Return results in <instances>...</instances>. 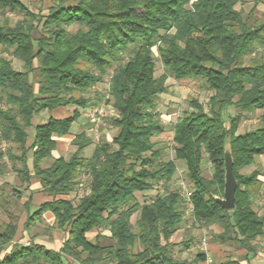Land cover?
Segmentation results:
<instances>
[{"label":"trees","instance_id":"1","mask_svg":"<svg viewBox=\"0 0 264 264\" xmlns=\"http://www.w3.org/2000/svg\"><path fill=\"white\" fill-rule=\"evenodd\" d=\"M241 1L51 0L46 14L35 15L24 0H0L1 13L25 16L14 27L0 26V45L13 48V56L26 70L16 71L10 60L0 57V174L7 158L23 183L36 179L43 194L52 198L28 212L24 225L28 243H14L17 223L3 226L0 264L206 260L204 253L192 261L173 254L176 245L171 238L186 220L185 198L170 191L178 167L174 161H160L154 141L165 131L156 109L170 77L201 79L213 92L208 108L196 99L189 101L192 110L177 119L171 146L175 159L186 166L195 223L219 226L222 232L216 241L221 244L237 242L252 249V242L264 232V217L253 208L261 172L243 170L264 156V114L257 128L239 130L248 114L264 111V22L252 23V14L244 17L237 9ZM75 25L79 29L72 32ZM157 58L165 71L161 77H156ZM114 63L119 66L111 76L108 102L117 114L111 120L116 135L97 144L92 157L86 158L92 140L82 133L73 140L76 149L68 160L55 158L56 138L70 134L80 112L74 110L62 120L50 117L36 126L34 118L59 108H87L90 100L84 94ZM226 141L238 182L232 211L215 201L224 196ZM205 160L213 167L211 177L204 174ZM84 175L90 178L88 195L76 203L60 198L70 195ZM162 182L167 194L142 206L137 202V194L152 192ZM46 212H52L53 227L66 236L59 250L35 242L34 228ZM94 231L98 235L89 238ZM104 231L111 233L109 245L104 244ZM215 264L240 262L226 258Z\"/></svg>","mask_w":264,"mask_h":264},{"label":"rangeland","instance_id":"2","mask_svg":"<svg viewBox=\"0 0 264 264\" xmlns=\"http://www.w3.org/2000/svg\"><path fill=\"white\" fill-rule=\"evenodd\" d=\"M23 4L32 14H46L48 8L51 6V0H24ZM237 9L243 13L244 17L252 14V23L264 22V5L262 4L255 5L253 0H242L237 6ZM24 18V14L20 12H0V26L8 24L9 26L14 27L15 24L24 21ZM78 29L79 26L75 25L71 27L70 30L75 32ZM13 51V48H7L0 45V57L10 60L12 62L13 68L16 71L25 72L26 70L24 68L23 62L13 56ZM154 51L157 54L156 50ZM118 66L119 63H114L108 69L107 75L102 79V81L89 90L86 94H84V96L88 97L90 100L87 108H76L71 106L54 113L55 117H64L67 114H71L74 110H78L80 112L82 118L78 123L76 122L73 125L70 136L75 137L84 133L86 137L92 140V144L85 151L86 158H91L97 144L102 142H110L117 133V128L111 123V120L116 117V111L112 106L111 101L108 102V100H111L109 96L111 76ZM164 72V67L161 61L157 58L156 77H161ZM166 84L168 87L167 92L159 96L156 109V113L158 114L165 131L163 134L157 136L154 141L157 144V149H159L161 152L160 161H174L178 167L177 173L170 182V191L182 193V182L188 187L190 184L188 183L185 164L175 159V152L171 147L174 135V126L177 119L181 117L184 112L192 110L189 104L190 100L196 99L205 108H208L209 100L213 95V92L209 90L208 86L201 79L177 81L170 77L168 78ZM100 98L102 99L100 100ZM96 108H102L104 110V115H94L93 111ZM230 112L231 114H234L233 110ZM263 114L264 111H257L248 114L246 120L242 123L239 132L244 133L250 129L257 128L260 124L259 118ZM51 116L52 113L44 112L42 115H40V117L37 118V123H45ZM89 119H94V123H89ZM28 132L30 136H33V129L28 130ZM2 148L3 151L6 152L8 146L3 144ZM75 149L76 148L72 142H66L60 153L57 155L68 160L75 152ZM5 162L7 163V167L5 168L4 173L0 174V203H4L3 206L0 207V230L3 229L2 226H5V223L7 222H15L20 224V219L26 213L24 201L29 200V196L31 195V190L28 189L29 184L23 183L21 181L20 176L13 168V165L8 162L7 158H5ZM263 164L264 162L262 163L264 168ZM203 165L204 174L207 177H211L213 174L212 165L207 160L204 161ZM18 167H20V164ZM252 170L253 168L246 169V171ZM79 182L80 183L78 186L70 195L60 198H65L76 203L79 199L88 195L90 193V178L87 175H84L80 178ZM38 191L39 192H36V196L42 201L45 202L52 199L51 197L43 194L42 188L40 186ZM167 193L168 192L164 189L162 182L155 187L154 191L145 194H137L136 198L137 202L142 206L151 202L157 195H165ZM183 209H185L186 214L189 213L186 205H183ZM136 219L137 215L133 217V223L136 222ZM33 234L37 235L36 240L38 242L53 248L59 246V242H55V240L63 236L62 231L55 227H51L49 220L45 219V217H43V219L36 224ZM105 234H109V232L106 231ZM95 235V232L92 233L91 239H94ZM195 243L196 242L192 244L193 247ZM104 244H110V241L104 240ZM186 250L184 252H186ZM184 252L183 247L181 246L173 249L174 256L180 260H183V258H187V260H193L197 254L194 248L189 253L183 254Z\"/></svg>","mask_w":264,"mask_h":264},{"label":"crops","instance_id":"3","mask_svg":"<svg viewBox=\"0 0 264 264\" xmlns=\"http://www.w3.org/2000/svg\"><path fill=\"white\" fill-rule=\"evenodd\" d=\"M262 5H264V4H262ZM61 109H65V108H59V109H56V110L50 112V113H52L51 117H53L54 119L62 120L68 116H71L73 113L72 112L71 114H67L64 117H55L54 113L58 112ZM116 116H117V114H116ZM79 120H78V122H79ZM88 121H89V123H92V124L94 123L93 119H91V120L89 119ZM37 124H39V123H37V118H34L33 125L36 126ZM75 137H71L69 134V135H66V136L61 137V138H56L57 147H56V150L53 152V156L55 158H61L62 156H58L57 154L60 153L62 147L64 146V144L66 142H72L73 143V140L75 139ZM28 156L30 159L32 158L31 153H29ZM263 162H264V156L258 157L255 165L249 167V168H253V170L252 171H246V169H248V168H246L243 170V172L246 171L245 173H252L255 170H258L261 172V175L259 176V180L261 181L262 185H261L260 190H259V195L254 198L253 208L258 213L259 216L264 217V200H263L264 199V168L262 166ZM31 164H32V161L30 160L29 165L32 166ZM39 186L40 185L36 179H31L30 184L28 186V189L31 190V195L29 196V200L24 201L25 207H26L27 202H31L30 203L31 206L29 207L30 208L29 210L26 209V213L20 219V224H18V232H17V235L14 239V243H21V244L24 243L25 244V243H28L30 241L29 235L24 230V225H25V222H26L27 217H28V212L29 211L34 212L38 206L47 202V201H45V202L42 201L40 198H38L36 196V192H39L38 191ZM188 188H190V185ZM181 195H183V191H182ZM43 217H45V219L49 220L51 227L54 226L55 217L52 214V212H46ZM5 224H8V222ZM94 232L96 234L95 235V237H96L98 235V231H94ZM105 232L106 231L103 232V236H105V240L110 241V244H111L112 243V240L110 239L111 233L109 231H107V232H109V234H105ZM221 232H222V229L216 225L207 226L204 224H196L195 220L193 218V215L187 213L186 214V220L183 222L181 227L178 229V231L171 238V243L175 244L176 247H180V246L183 247V252L187 249L186 252H184L183 254L191 252L193 250V248L196 250L197 254L198 253H204L206 255V260L203 262H200L199 264H215L216 262L223 260V259H226V258H232V259L238 260L240 262V264H264V232L261 236L257 237L252 242V249L251 250H248L247 248L242 247L237 242H229V243H225V244H221V243L217 242L216 237ZM62 235L63 236L61 238H58L55 240V242L56 241L59 242L58 243L59 246H56L54 248L48 247L45 244L38 242L37 240H35V242L39 243L41 245H44L49 249L59 250L62 247V245L66 239V236L63 232H62ZM91 235H92V233L89 235V238H91ZM204 240H206L207 252H203L201 250V244ZM194 242H196V243L193 247L192 244H194ZM184 244H189V246L185 247ZM106 245H109V244H106ZM191 245L193 248L191 247ZM207 255L210 258V263L207 260ZM183 260H187V258H183ZM188 261H192V259H189Z\"/></svg>","mask_w":264,"mask_h":264},{"label":"water","instance_id":"4","mask_svg":"<svg viewBox=\"0 0 264 264\" xmlns=\"http://www.w3.org/2000/svg\"><path fill=\"white\" fill-rule=\"evenodd\" d=\"M225 185L224 196L222 198L215 197V201L227 211H232L236 208V191L238 182L234 176V159L232 155L231 146L226 141L225 145Z\"/></svg>","mask_w":264,"mask_h":264},{"label":"built area","instance_id":"5","mask_svg":"<svg viewBox=\"0 0 264 264\" xmlns=\"http://www.w3.org/2000/svg\"><path fill=\"white\" fill-rule=\"evenodd\" d=\"M94 115L98 114L99 116H103L104 115V110L102 108H96L93 111ZM93 121H95L93 119ZM182 188H183V196L185 198V205L187 206V209L189 211V214H192L193 212V204L191 202V191L189 190L188 186L182 182ZM201 250L203 252H207V247H206V240H204L201 244ZM207 260L210 263V258L207 255Z\"/></svg>","mask_w":264,"mask_h":264}]
</instances>
